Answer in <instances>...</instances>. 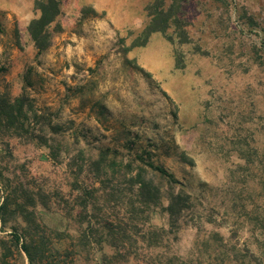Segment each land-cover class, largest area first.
<instances>
[{
    "label": "rangeland",
    "instance_id": "rangeland-1",
    "mask_svg": "<svg viewBox=\"0 0 264 264\" xmlns=\"http://www.w3.org/2000/svg\"><path fill=\"white\" fill-rule=\"evenodd\" d=\"M35 1L0 0V92L41 137H0V264L35 224L68 264H264V0H59L41 51Z\"/></svg>",
    "mask_w": 264,
    "mask_h": 264
},
{
    "label": "trees",
    "instance_id": "trees-1",
    "mask_svg": "<svg viewBox=\"0 0 264 264\" xmlns=\"http://www.w3.org/2000/svg\"><path fill=\"white\" fill-rule=\"evenodd\" d=\"M34 9L39 11V15L30 20L27 30L30 37L38 50H44L50 45V35L48 26L60 14L59 0H36ZM155 10V8H154ZM163 27L147 26L145 38L149 33L160 31ZM17 34V29H16ZM145 42V41H144ZM144 42L138 44L142 45ZM40 117L33 105L27 103V97L21 95L19 97H11L8 93L0 92V137H23L26 140H35L39 137L36 135L38 129L35 127L37 119ZM53 158L57 155L52 153ZM136 184V197L145 205L155 204L159 199L160 190L152 181L142 177L141 173H136V177L132 182ZM84 191H87L84 189ZM97 191V190H96ZM92 194L87 193L86 197L91 198ZM181 193L171 195L169 205L166 210L168 215L173 218L178 215L179 210L185 207V199ZM7 205V199L4 198L0 205V211L3 212ZM1 215V214H0ZM28 222V221H27ZM29 222H34L33 219ZM39 234L37 224L25 229V233L20 235L14 230L13 237L17 242L22 239L21 249L26 254L29 264H68L66 256H60V253L51 245L36 240ZM36 237V238H35Z\"/></svg>",
    "mask_w": 264,
    "mask_h": 264
}]
</instances>
